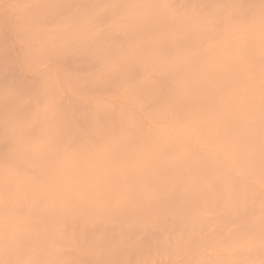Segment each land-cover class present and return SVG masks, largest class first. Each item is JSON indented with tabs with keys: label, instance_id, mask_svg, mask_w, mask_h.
<instances>
[{
	"label": "clouds",
	"instance_id": "clouds-1",
	"mask_svg": "<svg viewBox=\"0 0 264 264\" xmlns=\"http://www.w3.org/2000/svg\"><path fill=\"white\" fill-rule=\"evenodd\" d=\"M0 264H264V0H0Z\"/></svg>",
	"mask_w": 264,
	"mask_h": 264
}]
</instances>
